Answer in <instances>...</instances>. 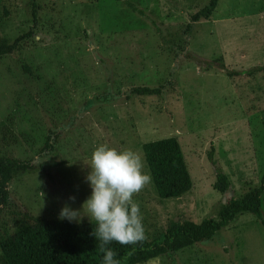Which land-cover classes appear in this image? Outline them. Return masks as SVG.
<instances>
[{"label":"rangeland","instance_id":"rangeland-1","mask_svg":"<svg viewBox=\"0 0 264 264\" xmlns=\"http://www.w3.org/2000/svg\"><path fill=\"white\" fill-rule=\"evenodd\" d=\"M208 3L0 0V39L33 33L20 51L0 58V157L37 166L9 184L12 203L0 227L13 230V211L52 220L65 204L80 209L91 191L87 166L101 144L131 148L143 160L145 143L180 144L191 191L161 200L150 182L134 195L149 239L171 222L217 218L260 184L264 0H219L208 20L192 24ZM159 86L160 96L129 95ZM47 139L53 147L42 152ZM218 172L228 177L224 194L213 187ZM146 264H264V194L261 219L242 215L210 241Z\"/></svg>","mask_w":264,"mask_h":264},{"label":"trees","instance_id":"trees-1","mask_svg":"<svg viewBox=\"0 0 264 264\" xmlns=\"http://www.w3.org/2000/svg\"><path fill=\"white\" fill-rule=\"evenodd\" d=\"M218 2L219 0H209L208 5L192 17V24L202 19L208 20L216 11ZM125 5L133 13L146 17L133 4L126 1ZM32 16L36 18L34 11ZM190 28L191 25L187 30ZM32 37L30 30L10 43L0 39V58L17 53L25 40ZM226 73L230 77L238 75L228 71ZM164 89L163 86L135 87L129 90V95L160 96ZM52 147L47 139L42 152H49ZM142 152L153 189L159 199H179L191 191L192 179L181 146L175 138L145 143ZM36 170L37 166L32 161L0 157V218L12 203L8 189L11 181L19 175L31 174ZM213 187L221 194L226 193L229 189L228 177L218 172ZM263 194L264 174L257 187L223 206L217 218L204 219L200 223L171 222L164 232L152 239L145 234V240L136 245L120 246L113 243L111 247L117 251L121 264H146L195 244L210 241L242 215L250 214L261 219ZM12 215L15 217L13 230L0 227V264H100L99 242L91 235L94 221L69 223L67 220L33 217L19 211H13Z\"/></svg>","mask_w":264,"mask_h":264},{"label":"clouds","instance_id":"clouds-1","mask_svg":"<svg viewBox=\"0 0 264 264\" xmlns=\"http://www.w3.org/2000/svg\"><path fill=\"white\" fill-rule=\"evenodd\" d=\"M85 178L90 195L80 209L65 204L59 220L80 223L83 217L95 222L91 235L98 241L100 264H121L113 243L133 246L145 240V227L140 204L134 199L151 175L141 155L131 149L118 150L107 144L98 145L91 154ZM74 201L75 197H69ZM87 215L82 216L81 211Z\"/></svg>","mask_w":264,"mask_h":264}]
</instances>
